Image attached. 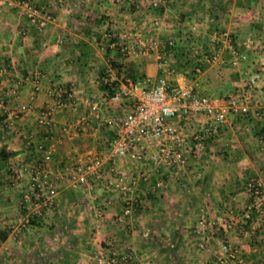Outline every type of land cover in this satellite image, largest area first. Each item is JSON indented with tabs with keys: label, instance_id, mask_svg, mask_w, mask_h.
<instances>
[{
	"label": "crops",
	"instance_id": "1",
	"mask_svg": "<svg viewBox=\"0 0 264 264\" xmlns=\"http://www.w3.org/2000/svg\"><path fill=\"white\" fill-rule=\"evenodd\" d=\"M17 1L0 0V151L16 153L0 170V264H97L96 253L108 243L117 264H216L226 239L248 264H264V218L256 213L248 221L243 217L250 201L247 182H264V117L254 116L256 110L264 115V0H169L165 10H152L144 0L131 11L124 7L129 3L118 9L112 0H33L53 17L42 33L30 25ZM103 15L108 22L100 20ZM105 28L113 35H106ZM226 31L243 57L237 64L226 44L211 43L215 32ZM122 33L174 40L172 83L201 96L238 95L243 105L204 145L192 144L189 171L169 179L156 174L151 182L140 183L135 192L138 205L126 227L117 222L124 206L120 193L105 182L93 183L88 191L73 188L61 176L66 166L89 156H107L111 133L99 125L92 102L100 103L101 115L129 110L127 103L106 108L97 91L98 71L114 60L138 81L155 83L161 76L155 54L123 59L106 54L102 40L119 41ZM84 48L89 50L87 58ZM215 55V62L206 61V56ZM255 71L262 78L250 89L246 82ZM58 89L72 90L81 100L78 106L57 109L52 93ZM48 110H54L56 121L50 138L40 125ZM86 116L90 127L80 122ZM208 128L213 124L199 116L181 132L191 137ZM40 164L58 188L57 213L17 234L5 225L27 213L24 196L31 185L30 169ZM117 166L127 178L142 169L131 157L118 158ZM105 171L107 178V166ZM161 177L167 185L154 191ZM203 215L218 226L205 232L208 242L200 249L203 233L197 226ZM228 223L233 228L226 232ZM126 256H132L128 263Z\"/></svg>",
	"mask_w": 264,
	"mask_h": 264
},
{
	"label": "built area",
	"instance_id": "2",
	"mask_svg": "<svg viewBox=\"0 0 264 264\" xmlns=\"http://www.w3.org/2000/svg\"><path fill=\"white\" fill-rule=\"evenodd\" d=\"M144 0H125L133 6H139ZM149 8L152 10H165L169 8V0H148ZM17 6L21 8L22 14L26 16L31 26H36L42 33L48 23L53 20L51 13L46 9L38 8L33 0H18ZM152 33V31H151ZM116 45L120 48L125 57H137L147 54L157 56V67L161 76L155 83L151 79L134 82L129 78L118 80L112 70H108L101 82L111 85L119 82L113 94L105 99V106L113 110L115 105L127 103L129 110L124 114L114 113L101 115V105L94 101L90 108L97 115L99 125H104L109 129L111 138L107 142V156H89L85 162L73 166H66L61 173L62 177H67L73 188H83L90 190L93 183L105 182L108 188L122 195L123 210L117 219L118 224L123 226L131 225L133 213L138 205L135 198L140 183L151 182L154 175L160 174L168 179L176 172H187L190 170L188 160L189 150L192 144L202 146L209 136L217 133L218 127L226 123L228 117L241 110L242 100L238 95H226L222 97L201 96L192 88H185L170 81V77L176 73V66L172 60L175 48L174 40H163L158 36L144 35L138 33L135 37L129 33H122ZM232 34L229 31L215 32L211 36V43L218 45L224 43L230 51L234 62L237 64L243 58L236 48ZM249 42V41H248ZM251 43V41L249 42ZM115 45H113L114 47ZM207 62H215L217 56H206ZM201 66L196 68V72H201ZM261 73L255 71L248 76L246 86L253 88L260 80ZM52 96L57 100V109L65 108L69 105L75 108L81 101L72 90L58 89ZM245 112H247L245 110ZM205 116L213 124V128L195 132L191 137L185 136L181 130L194 118ZM254 116L263 119L264 115L256 110ZM87 116L81 119V124L90 127ZM40 125L48 130L49 137L56 127L54 110L42 113ZM69 133L68 127L63 130ZM121 157H131L136 166L142 169L139 175L127 178L119 174L117 159ZM106 166L109 177L106 178ZM31 170L30 193L24 196V209L28 210L21 218L11 222L9 228L17 234L31 228L33 220H40L44 215L51 212L56 205L58 188L51 180L49 174L44 170V164L39 168ZM108 178H110L108 180ZM167 185L164 177L158 179L153 185V190L165 188ZM247 192L250 196L247 209L244 213V220L252 219V214L264 218V182L261 179H251L246 184ZM39 193L32 195V192ZM32 193V194H31ZM33 196L37 203L33 204ZM102 217V212H98ZM131 220V221H130ZM215 224L208 221L205 215L200 219L197 230L203 233L202 240L198 243L200 249H205L208 238L205 232ZM220 223V227H222ZM218 226V225H215ZM231 224L225 225V231H231ZM148 234V232H147ZM111 243L100 248L96 253L97 264H117L118 260L112 252ZM131 254L135 250L131 249ZM132 260V256H126V262ZM216 264H248L241 252L234 247L229 240L220 243V253L216 257ZM140 264H146L140 262Z\"/></svg>",
	"mask_w": 264,
	"mask_h": 264
},
{
	"label": "trees",
	"instance_id": "3",
	"mask_svg": "<svg viewBox=\"0 0 264 264\" xmlns=\"http://www.w3.org/2000/svg\"><path fill=\"white\" fill-rule=\"evenodd\" d=\"M95 35L98 37V40H101L100 34H95ZM105 42L106 43L104 45L106 47V54H108V55L111 54V55L119 57L121 59L123 58V54L121 53L120 48L116 45V43L119 42L116 38L110 37L109 39L105 40ZM113 45H115V46L113 47ZM180 50L182 51L183 49H180ZM82 54H83V56H85L87 58L89 56L88 48H84ZM183 55H185V54H183ZM122 68H123L122 63L114 61V60L110 61V70H112L116 73L118 80H124L127 77L134 82L138 81L135 74L128 72V71L124 72ZM108 70L109 69L105 68L104 70L99 71V81L100 82L97 86V91H98L99 97L102 99L110 97L113 94L114 90L116 89L117 85L119 84V82H115L111 85H108L104 82H101V78L105 77ZM15 155H16V153L8 154L5 149L0 151V170L3 169L6 165V163L8 162V160L12 156H15ZM5 240H6V237L3 236L2 241H5Z\"/></svg>",
	"mask_w": 264,
	"mask_h": 264
},
{
	"label": "rangeland",
	"instance_id": "4",
	"mask_svg": "<svg viewBox=\"0 0 264 264\" xmlns=\"http://www.w3.org/2000/svg\"><path fill=\"white\" fill-rule=\"evenodd\" d=\"M125 2V0H112L111 1V3H112V6H118V9H120V7H121V5H123V3ZM120 6V7H119ZM124 7L125 8H127L128 7V10H132V7H137V6H133L132 4H125L124 5ZM134 10V9H133ZM121 12V11H120ZM108 17H106L105 15H103V17H102V19H100V20H102V21H106V22H108V19H107ZM114 27L113 28H115V26H117V25H113ZM104 30H106V35L108 34V36H112L113 35V32H112V30L110 29V28H105ZM115 30V32L118 30V29H114ZM105 35V34H104ZM103 36V35H102ZM106 40V39H105ZM105 40H102L103 41V43L105 44L106 42H105ZM123 59V58H122ZM109 69H110V63H108V66H107ZM107 67H106V69H107ZM99 68H101V67H99ZM100 70H104L103 68H101ZM99 70V71H100ZM98 71V72H99ZM116 74V73H115ZM99 75V74H98ZM127 78V77H126ZM144 78H146V77H144ZM100 98V97H99ZM100 99H102V98H100ZM29 191V193H30V189L28 190ZM26 193H28V192H26ZM25 193V194H26ZM33 193V194H32ZM31 194L32 195H37L38 193H39V191H37V192H32ZM58 197V196H57ZM34 203H37V202H34ZM34 203H33V205H34ZM57 213V210L54 208L51 212H48V213H46L45 215H44V218L43 219H46L47 221L48 220H50V216H53L54 217V214H56ZM53 214V215H52ZM49 215V216H48ZM22 216H24V214H21L20 216H17L16 217V219L15 220H17V219H19V218H21ZM42 219V222L44 221ZM15 220H13V221H15ZM41 220V219H40ZM34 221V223L32 224V226H31V228H33V227H37V221H39V220H33ZM41 222V221H40ZM11 223H8L7 225H5V227H8L9 225H10ZM45 224V223H44ZM9 228V227H8ZM10 229V228H9ZM11 230V229H10ZM12 231V230H11Z\"/></svg>",
	"mask_w": 264,
	"mask_h": 264
}]
</instances>
